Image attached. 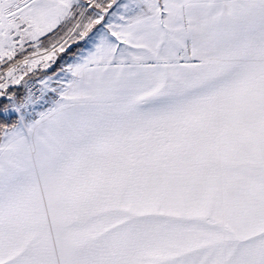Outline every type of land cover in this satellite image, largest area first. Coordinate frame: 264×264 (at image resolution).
I'll list each match as a JSON object with an SVG mask.
<instances>
[{
    "label": "snow or ice",
    "instance_id": "1",
    "mask_svg": "<svg viewBox=\"0 0 264 264\" xmlns=\"http://www.w3.org/2000/svg\"><path fill=\"white\" fill-rule=\"evenodd\" d=\"M0 264H264V0H0Z\"/></svg>",
    "mask_w": 264,
    "mask_h": 264
}]
</instances>
